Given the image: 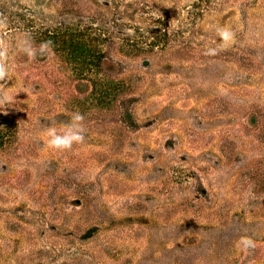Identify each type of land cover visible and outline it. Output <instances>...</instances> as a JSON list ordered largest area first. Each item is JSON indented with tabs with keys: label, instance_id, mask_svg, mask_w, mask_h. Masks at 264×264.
I'll return each mask as SVG.
<instances>
[{
	"label": "rangeland",
	"instance_id": "rangeland-1",
	"mask_svg": "<svg viewBox=\"0 0 264 264\" xmlns=\"http://www.w3.org/2000/svg\"><path fill=\"white\" fill-rule=\"evenodd\" d=\"M0 21V264H264V0H0ZM76 111L84 143L49 148Z\"/></svg>",
	"mask_w": 264,
	"mask_h": 264
},
{
	"label": "clouds",
	"instance_id": "clouds-1",
	"mask_svg": "<svg viewBox=\"0 0 264 264\" xmlns=\"http://www.w3.org/2000/svg\"><path fill=\"white\" fill-rule=\"evenodd\" d=\"M0 27H3V22L0 21ZM217 34L228 45L234 40L235 34L229 28L217 29ZM52 46L51 41L42 42L38 48L34 47L33 42L30 39H25L21 45L20 50L29 57L34 58L37 54H47ZM205 55L214 56L217 54V49L209 48L204 52ZM8 46L0 40V81H3L8 76ZM13 103V97L5 92L0 91V107ZM85 116L79 111L73 112L70 117V121L63 126L61 131H58L56 127H48L46 129V135L48 137L47 143L49 148L57 151H68L73 148L74 145L84 143L86 136V128L84 125ZM242 246L245 249L254 248L255 243L251 238H245L242 242Z\"/></svg>",
	"mask_w": 264,
	"mask_h": 264
},
{
	"label": "trees",
	"instance_id": "trees-1",
	"mask_svg": "<svg viewBox=\"0 0 264 264\" xmlns=\"http://www.w3.org/2000/svg\"><path fill=\"white\" fill-rule=\"evenodd\" d=\"M111 88H108L107 90H110ZM110 91H112V90H110ZM108 93V92H107Z\"/></svg>",
	"mask_w": 264,
	"mask_h": 264
}]
</instances>
